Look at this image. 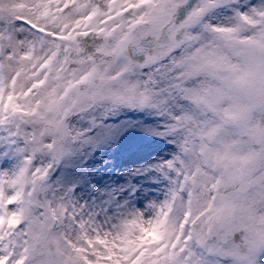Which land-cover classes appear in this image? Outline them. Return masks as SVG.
<instances>
[{
	"label": "snow or ice",
	"instance_id": "1",
	"mask_svg": "<svg viewBox=\"0 0 264 264\" xmlns=\"http://www.w3.org/2000/svg\"><path fill=\"white\" fill-rule=\"evenodd\" d=\"M253 67L259 75L252 80ZM264 0L0 4V264H264ZM147 108L165 199L109 227L48 184L72 115ZM11 206V207H10Z\"/></svg>",
	"mask_w": 264,
	"mask_h": 264
},
{
	"label": "rangeland",
	"instance_id": "2",
	"mask_svg": "<svg viewBox=\"0 0 264 264\" xmlns=\"http://www.w3.org/2000/svg\"><path fill=\"white\" fill-rule=\"evenodd\" d=\"M67 122L73 135L62 155L41 153L38 160L53 163L49 194L70 212L109 227L136 213L150 214L165 199L168 183L161 165L172 159L176 146L158 130L162 117L147 108L111 113L98 108ZM15 162L9 158L0 167Z\"/></svg>",
	"mask_w": 264,
	"mask_h": 264
},
{
	"label": "clouds",
	"instance_id": "3",
	"mask_svg": "<svg viewBox=\"0 0 264 264\" xmlns=\"http://www.w3.org/2000/svg\"><path fill=\"white\" fill-rule=\"evenodd\" d=\"M252 73H253L252 80L255 81L259 75V68L253 67ZM239 103L247 104L249 105L250 108H252L253 105L258 107L259 105L264 104V97L256 94H251L247 98H242L238 100V104Z\"/></svg>",
	"mask_w": 264,
	"mask_h": 264
}]
</instances>
